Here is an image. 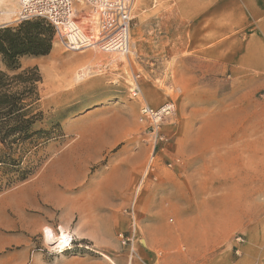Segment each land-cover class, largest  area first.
<instances>
[{"label": "crops", "instance_id": "crops-1", "mask_svg": "<svg viewBox=\"0 0 264 264\" xmlns=\"http://www.w3.org/2000/svg\"><path fill=\"white\" fill-rule=\"evenodd\" d=\"M262 5L248 19L264 15V3ZM224 15L223 23L214 29L212 15L198 23L196 12L182 16L175 9L172 12L162 10L157 14L162 19H157L154 26L157 30H188L191 37L199 29L210 30L209 38L217 39L228 27L229 15ZM11 22L13 19L0 20V25ZM146 29L145 24L130 29V49L131 45L135 48L137 35ZM262 31L244 44L219 40L212 49H207L208 42L202 44L204 49L196 57L205 60V71L190 69L189 88L183 86V92L185 95L194 92L202 98L195 110L203 111L204 117L195 123L193 134L183 146L189 160L173 176V197L167 194L166 200L153 201L158 186L148 180L143 183L138 200L144 209L143 220L141 226L138 225L140 234L133 255L120 246L117 234L128 229L124 209L142 175L147 148L134 145L131 140L133 125L119 113L121 106H113L116 113H99L92 124L82 121L74 143L56 153L33 178L14 188L13 191L31 183L54 160L60 161L61 168L53 173L51 183L35 190L31 204L15 210L27 206L36 209L48 206L57 210L60 228L70 231L75 240L89 242L94 251L105 254L107 259L91 252H66L58 258L57 261L61 259L59 264H238L229 261L228 252L219 248L234 230L242 228L244 216L229 218L220 209L213 212L212 206L240 205V196L228 195L230 191L241 189L240 169L248 173L252 170L256 180L253 178L250 187L253 191L260 190L261 108L255 101V94L264 87L263 28ZM195 41L189 38L188 44ZM190 44L189 53L200 50ZM231 45H236L232 51ZM179 46L180 51L181 43ZM181 55V52L177 53L179 61ZM136 57L140 58L137 54ZM149 57L148 53L141 55V61L148 63ZM35 59L37 57H22L20 63L22 67H28ZM212 64L218 73L229 70L232 82L228 91L219 90L218 85L210 83L207 74L214 73ZM207 65H210L209 70ZM0 68H3L1 63ZM249 83L248 101H243L239 88ZM118 145L114 152L107 154ZM80 146L84 149L78 155L74 151L64 155L68 149L78 147L79 150ZM157 175L158 172L156 179ZM213 192L219 194L213 195ZM252 201L254 203V197ZM166 213L172 217L169 219ZM4 246L5 237L0 231V264H24L19 256L2 254ZM32 261L33 258L29 264H37ZM57 261L43 264H57Z\"/></svg>", "mask_w": 264, "mask_h": 264}, {"label": "rangeland", "instance_id": "rangeland-1", "mask_svg": "<svg viewBox=\"0 0 264 264\" xmlns=\"http://www.w3.org/2000/svg\"><path fill=\"white\" fill-rule=\"evenodd\" d=\"M12 1L14 3L9 15H5L0 6V20L14 18L18 4L17 0ZM263 3L264 0H134L130 29L139 24H145L148 29L137 35V45L135 48L131 45V52L127 57L106 53L96 47L67 51L55 37L52 46L53 55H51V50L48 55L30 61L32 65H29L37 66L42 76V81L38 85L40 96L38 110L42 113V119L35 124V127L49 129L53 124L60 123L63 132L62 136H58L54 132L53 136L57 138L50 140L33 157V165L40 162L36 173L56 153L66 148L68 144L74 143L76 130L81 126L82 121L92 124L99 113L105 115L116 113V107L113 106H121L119 113L124 115L133 125L131 140H133L134 145H142L147 148L144 169L149 159L150 148L144 140L142 124L138 121L139 101L131 99L128 92L131 81L130 76L140 73L139 82L142 87V94L150 105L158 106L166 98H172L175 102L174 114L166 120L163 126L164 132L172 135L171 143L164 151L158 152L157 179L148 180L150 184L155 183L156 187L158 186L153 201L161 198L165 199L167 194L173 197L174 192H171L173 176L179 169L184 168L189 160V155L185 152L187 150H184L183 146L187 145L186 142L189 136L193 134L195 123L204 117L203 111L195 110L198 103H201L202 98L195 96L194 92L189 95H185L183 92V86L189 88V70L205 71V60L196 57L197 53L204 49L201 48L203 43L208 42L207 49L214 48L219 40L238 41L244 44L258 32L262 33L264 15L253 19L248 18H250L251 13L260 10ZM172 9L177 10L182 16L188 14V12H196V22L198 23L203 19H209L212 15V21L216 26L214 29H217V26L223 23L221 19L226 16L224 13H227L229 15L228 27L224 28V34L216 37L217 39L209 38L208 35L212 33L210 30L199 29L196 31L195 36L191 37V32L188 30L155 29L154 23H156V20L162 19V17H157V14L162 10L172 12ZM12 23L14 22L7 24ZM189 38L196 40L191 44L189 42L191 47L200 49L199 51L194 50L195 54L188 51ZM132 40L131 38V42ZM180 43L181 50L179 51ZM235 46L231 45L230 51ZM179 52L182 54L180 61L177 56ZM147 53L151 55L148 63L141 61V55ZM136 54L140 58L136 57ZM207 67L209 70L210 65H207ZM211 70H214V73L207 74L210 83L218 85L219 90L228 91L232 82L229 70L226 69L222 73H218L214 65ZM88 72L91 74H88ZM250 87L251 83L240 85L239 95L242 96L243 101H248L247 89ZM255 101L260 103L261 108L260 190L253 191L250 187L253 178L256 180V175L253 176L252 170L248 173L247 170L240 169L238 177L241 189L235 192L230 191L228 194L231 197L232 194L240 196L238 198L240 205L212 206L213 212L216 213L220 209L221 213L227 214L229 218L244 216L242 228L234 230L219 248L221 251L228 252L229 261L238 264H264L263 86L260 87L259 92H256ZM119 146L108 150L107 154L110 155ZM83 149L82 146L79 150L78 147L71 148L64 155L72 151L78 155V152ZM176 160H181L183 163L178 164L175 162ZM59 162L58 159L54 160L31 183L13 191L14 188L21 185V183H18L0 193V231L5 237L2 254L11 253L19 256L21 260H24V264L31 263V258H33L32 262L37 264H43L46 261H57L66 252L79 254L91 252L97 257L107 259L105 254L94 251L91 244L84 240H75L71 250H62L59 241L49 240L51 237L48 236L51 232L55 237L71 234L70 231L63 230L58 226L59 212L57 210L48 206H42L39 209L27 206L20 211H16L21 209L24 204L33 202V194L37 188L51 183L53 173L61 168ZM168 162H172L170 167H167ZM91 170H93V167ZM34 175L29 179L33 178ZM218 194L219 192H213V195ZM252 197H254V203ZM153 201L150 203L151 205ZM140 202L137 206V224L139 227L143 220L144 210ZM229 203L231 204V200H229ZM166 215H169V219L172 217L170 213H166ZM139 234L138 230V238ZM237 236L242 238L241 242L235 240ZM233 244H236V247ZM236 248L238 253L235 252ZM59 261H57V264H59Z\"/></svg>", "mask_w": 264, "mask_h": 264}, {"label": "built area", "instance_id": "built-area-1", "mask_svg": "<svg viewBox=\"0 0 264 264\" xmlns=\"http://www.w3.org/2000/svg\"><path fill=\"white\" fill-rule=\"evenodd\" d=\"M18 8L13 22L41 18L55 31V37L67 51L96 47L106 53L123 57L130 54V27L134 0H17ZM4 25V24H3ZM140 73L132 74L129 83V97L139 101L138 121L150 153L139 181L133 188L132 198L124 209L128 229L118 232L121 247L129 254L135 253L138 242L137 205L143 183L156 180L159 151L171 143L172 135L164 132L163 126L175 111V102L166 98L158 106L150 105L143 97L139 82ZM182 164L181 160L175 161ZM172 162H168L170 167ZM241 242L242 238L235 239ZM75 239L69 234L64 250H71ZM236 253L238 250L236 248Z\"/></svg>", "mask_w": 264, "mask_h": 264}, {"label": "trees", "instance_id": "trees-1", "mask_svg": "<svg viewBox=\"0 0 264 264\" xmlns=\"http://www.w3.org/2000/svg\"><path fill=\"white\" fill-rule=\"evenodd\" d=\"M55 38L54 28L44 19L0 25V193L33 176L40 162L33 157L58 136L60 123L49 129L36 128L42 119L38 110L37 66L22 67V57L48 55Z\"/></svg>", "mask_w": 264, "mask_h": 264}, {"label": "bare ground", "instance_id": "bare-ground-1", "mask_svg": "<svg viewBox=\"0 0 264 264\" xmlns=\"http://www.w3.org/2000/svg\"><path fill=\"white\" fill-rule=\"evenodd\" d=\"M13 3L14 2L12 0H0V6L2 8V12L5 15H9L10 14V12L12 11ZM48 237H51V239H49V240H53V241H56L57 240V241H59V243H60V245L62 247V250H64L63 247L66 245V243H67V241L69 239V234H66V235L61 236V237H55L54 234L51 232V233H49V236ZM55 244L58 246L57 242H55Z\"/></svg>", "mask_w": 264, "mask_h": 264}]
</instances>
